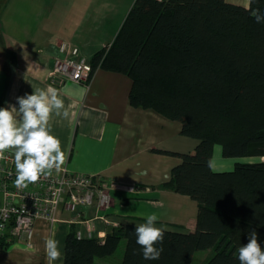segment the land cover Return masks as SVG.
<instances>
[{
    "label": "trees",
    "instance_id": "obj_1",
    "mask_svg": "<svg viewBox=\"0 0 264 264\" xmlns=\"http://www.w3.org/2000/svg\"><path fill=\"white\" fill-rule=\"evenodd\" d=\"M256 9L264 13V0H135L112 44L92 56L87 84L99 68L126 74L133 107L179 121L184 136L199 140L191 153L160 150L182 162L159 185L197 201L198 214L194 230L164 228L157 260H145L136 243L144 222L111 227L104 239L78 238L72 226L64 264H94L122 239V264H192L196 251L210 248L205 264H240L238 249L253 229L264 248V23L251 15ZM216 144L224 157L258 161L212 170Z\"/></svg>",
    "mask_w": 264,
    "mask_h": 264
},
{
    "label": "crops",
    "instance_id": "obj_2",
    "mask_svg": "<svg viewBox=\"0 0 264 264\" xmlns=\"http://www.w3.org/2000/svg\"><path fill=\"white\" fill-rule=\"evenodd\" d=\"M134 1L0 0V108H18L17 97L35 90L57 91L69 117L53 115L50 126L61 141L65 164L74 172L100 174L112 186L107 210L83 206L80 214H73L62 207L59 222L52 224L45 218L35 222L29 242L8 235L10 245L0 251V264H47V238L58 240L62 252L53 264H64L72 226L104 239L111 227L121 223H145L151 209L157 210V227L196 228L198 212H180L181 203L196 210L192 198L159 187L182 162L160 150L191 153L199 140L184 136L181 122L133 107L129 101L133 80L126 74L99 68L87 85L70 81L61 88L52 82L62 41L78 46L81 52L88 47L96 53L109 46Z\"/></svg>",
    "mask_w": 264,
    "mask_h": 264
},
{
    "label": "clouds",
    "instance_id": "obj_3",
    "mask_svg": "<svg viewBox=\"0 0 264 264\" xmlns=\"http://www.w3.org/2000/svg\"><path fill=\"white\" fill-rule=\"evenodd\" d=\"M257 23H264V13L259 9L251 12ZM19 107L0 108V160H6L5 153L14 150L17 188L27 187L50 175L52 170L60 171L65 164V153L61 141L51 132L50 119L53 115L67 119L69 112L64 101L54 89L35 90L33 94L17 97ZM264 163V160L261 161ZM215 170V163L209 161ZM158 216L147 215L146 222L136 225V243L142 248L145 260H157L163 252L166 229L156 227ZM249 242L239 249L240 264H264V248L253 229L248 233ZM161 245L159 248L156 245ZM47 264L62 258L59 241L45 240Z\"/></svg>",
    "mask_w": 264,
    "mask_h": 264
},
{
    "label": "built area",
    "instance_id": "obj_4",
    "mask_svg": "<svg viewBox=\"0 0 264 264\" xmlns=\"http://www.w3.org/2000/svg\"><path fill=\"white\" fill-rule=\"evenodd\" d=\"M59 52L51 72L52 82L61 88L70 81L87 85L93 68L80 48L62 41ZM5 155L7 159L0 160V251L3 249L2 241L9 236L29 242L35 222L40 218L52 224L59 222L62 207L73 214H80L83 206L95 207L100 212L111 206L112 186L104 176L74 172L67 164L60 171L52 170L50 175L36 183L17 188L14 183V153L9 151ZM77 237L94 238L92 231L85 234L80 230Z\"/></svg>",
    "mask_w": 264,
    "mask_h": 264
},
{
    "label": "rangeland",
    "instance_id": "obj_5",
    "mask_svg": "<svg viewBox=\"0 0 264 264\" xmlns=\"http://www.w3.org/2000/svg\"><path fill=\"white\" fill-rule=\"evenodd\" d=\"M229 1V0H228ZM251 0H232L229 1L231 3H235V4H239L242 6H247L250 4ZM95 50L94 48H85L82 50V55L87 59L90 60L91 57L94 55ZM253 161H258L257 158H252ZM245 159L242 157H231V158H227L223 156V149H222V145L221 144H216L215 145V149H214V153H213V162L215 163V170H223V171H230L233 170L236 163L238 161H244ZM191 200V199H190ZM192 202H195L197 204L196 210L195 207H191L189 204L186 203H181V209L180 212L182 214H191L198 212V203L197 201H195L194 199H192ZM167 201L169 202V204L171 205V202L169 199H167ZM168 205V204H166ZM152 212L149 213H155L157 214V210L153 211V209H151ZM126 246H127V240L126 239H122L117 251L110 256H106V257H97L95 259L94 264H122L123 261V257H124V253L126 250ZM215 253V249L214 248H210V249H204V250H198L195 252L194 256H193V261L192 264H205V262L210 259V257H212Z\"/></svg>",
    "mask_w": 264,
    "mask_h": 264
}]
</instances>
